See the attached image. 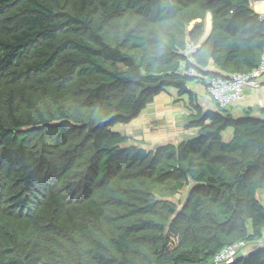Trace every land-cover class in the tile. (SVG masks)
I'll use <instances>...</instances> for the list:
<instances>
[{
  "label": "trees",
  "instance_id": "16d2710c",
  "mask_svg": "<svg viewBox=\"0 0 264 264\" xmlns=\"http://www.w3.org/2000/svg\"><path fill=\"white\" fill-rule=\"evenodd\" d=\"M263 49L250 0H0V264H212L240 242L233 264H264V110L192 88ZM166 89L192 136L113 130Z\"/></svg>",
  "mask_w": 264,
  "mask_h": 264
},
{
  "label": "rangeland",
  "instance_id": "374dc122",
  "mask_svg": "<svg viewBox=\"0 0 264 264\" xmlns=\"http://www.w3.org/2000/svg\"><path fill=\"white\" fill-rule=\"evenodd\" d=\"M208 19L207 15L205 27L209 26L208 29H210L211 20ZM194 23L190 24L189 29ZM192 88L199 97V103H202L205 97L202 92L207 95L206 89L204 87L203 89L199 84H193ZM186 115L185 100L177 97L174 90L166 89L156 95L135 119L127 124H117L113 126V130L127 136L130 140L129 144L152 150L160 145L176 144L193 135L192 129H186ZM230 134V130L225 133V141L228 140ZM188 193L189 188L186 187L171 199L176 204H184L188 198Z\"/></svg>",
  "mask_w": 264,
  "mask_h": 264
},
{
  "label": "built area",
  "instance_id": "2783aa9c",
  "mask_svg": "<svg viewBox=\"0 0 264 264\" xmlns=\"http://www.w3.org/2000/svg\"><path fill=\"white\" fill-rule=\"evenodd\" d=\"M251 6L262 5V11L256 13L261 20H264V0H250ZM264 80V49L261 60L256 69L248 74H234L228 76L211 77L206 82V91L209 97L219 108L243 100L245 90L257 89ZM245 249V244L235 243L218 253L212 264H233L239 254Z\"/></svg>",
  "mask_w": 264,
  "mask_h": 264
},
{
  "label": "crops",
  "instance_id": "0c3cea01",
  "mask_svg": "<svg viewBox=\"0 0 264 264\" xmlns=\"http://www.w3.org/2000/svg\"><path fill=\"white\" fill-rule=\"evenodd\" d=\"M252 9L255 13H259L260 11H262V5L258 4L254 7H252ZM208 17H209L208 20L210 21L211 16L208 15ZM208 27L207 26L205 27L206 34L210 31V29H208ZM187 57H188V55H187ZM202 93H204L205 97L203 96L204 97L203 101H202V103H200L201 106L205 110H215L216 109L215 103L210 99L209 96L206 95L205 92H202ZM200 94H201V92H200ZM226 108L235 117L241 116L243 111L246 109L250 110L254 117H262V110H264V80L262 81L261 85L257 89L245 90L244 98L242 101L235 103V104H232V105H229ZM258 199L264 208V204H263L264 203V190H262L258 193ZM246 251L247 250H245L243 252L245 253Z\"/></svg>",
  "mask_w": 264,
  "mask_h": 264
},
{
  "label": "water",
  "instance_id": "95a60500",
  "mask_svg": "<svg viewBox=\"0 0 264 264\" xmlns=\"http://www.w3.org/2000/svg\"><path fill=\"white\" fill-rule=\"evenodd\" d=\"M190 57H191V54L188 55V58H190Z\"/></svg>",
  "mask_w": 264,
  "mask_h": 264
}]
</instances>
